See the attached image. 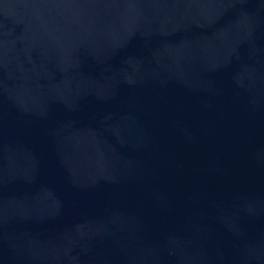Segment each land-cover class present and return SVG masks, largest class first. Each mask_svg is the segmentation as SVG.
Listing matches in <instances>:
<instances>
[{
  "label": "water",
  "instance_id": "obj_1",
  "mask_svg": "<svg viewBox=\"0 0 264 264\" xmlns=\"http://www.w3.org/2000/svg\"><path fill=\"white\" fill-rule=\"evenodd\" d=\"M0 264H264V0H0Z\"/></svg>",
  "mask_w": 264,
  "mask_h": 264
}]
</instances>
